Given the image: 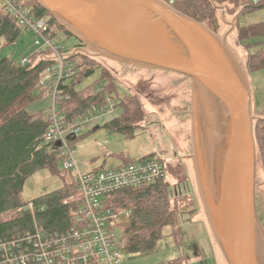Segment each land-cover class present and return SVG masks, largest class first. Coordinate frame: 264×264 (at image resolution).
<instances>
[{"label":"trees","instance_id":"16d2710c","mask_svg":"<svg viewBox=\"0 0 264 264\" xmlns=\"http://www.w3.org/2000/svg\"><path fill=\"white\" fill-rule=\"evenodd\" d=\"M17 1L28 7L32 6L33 14L38 18H48L54 35L61 38L63 43L74 38L36 0ZM255 1L237 0V6L241 5L243 9L239 20L244 15L264 8V0H258L257 3ZM173 8L212 28L210 23L216 13L212 1L178 0ZM22 31L11 15L0 14V48L2 43L8 45L16 42ZM237 38L239 44L246 50H256V53L248 56L246 60L248 74L264 69V22L243 26L238 21ZM76 41L77 48L85 47L79 40ZM71 59L76 63L79 72L61 87L65 91V98L58 105L61 115L65 116L68 124L85 118L93 107L104 106L109 98L117 96L120 92L115 75L100 62L109 60L93 58L79 52ZM44 69L45 62L33 61L23 65L21 59L10 57L0 59V244L14 237L23 238L27 233L35 235V221L48 234L63 233L72 225V208L65 201L77 195L74 178L64 187L30 201L36 206L35 214L22 210L29 203L21 199L27 179L43 168L58 173L60 171L57 168L58 161L63 159L62 150L45 140L51 123L50 107L33 114L28 112L30 104L41 97V94L34 96V92L38 89L37 85ZM97 71L99 79L82 88L79 87ZM118 108L121 116L104 126L129 138L135 137L143 126L146 115L140 99L135 95L123 94ZM254 137L264 172V120L254 122ZM153 158L164 164V160L156 154L140 160ZM133 162L129 161L123 165ZM165 166L167 177L170 165ZM166 177L154 184L144 185L137 190H124L111 197L115 209L131 212L130 219L123 228L125 252L131 254L153 252L168 227L171 228V235L176 242L182 239L177 220L179 199L173 202L170 198L171 183Z\"/></svg>","mask_w":264,"mask_h":264},{"label":"rangeland","instance_id":"374dc122","mask_svg":"<svg viewBox=\"0 0 264 264\" xmlns=\"http://www.w3.org/2000/svg\"><path fill=\"white\" fill-rule=\"evenodd\" d=\"M214 3L216 13L210 23L218 26L220 36L228 34V43L237 52L245 64L248 56L256 50L248 51L239 44L237 22L241 25L264 22V8L239 18L243 9L237 6V0H210ZM243 1V0H241ZM222 9V10H221ZM231 24V25H230ZM31 31L20 32L16 42L2 43L0 59L10 57L21 59L33 50ZM69 50H75L76 39L65 41ZM116 77L118 87L123 94L137 96L145 111V120L135 137L112 131L104 125L121 116L118 109L110 111L91 121L81 122L78 139L71 141L74 161L81 174L112 169L129 161L156 154L170 165L166 180L171 183L169 195L172 201H178L177 220L182 232V239L176 242L171 235V228L164 230L156 248L148 254H131L123 250V228L119 224L113 231L116 243L122 254L123 264H226L213 236L201 205L193 162L192 129L190 117L191 88L187 79L173 73L130 68L127 65L110 61H100ZM252 89L253 114L264 120V69L248 74ZM99 79L98 71L85 79L80 88ZM41 94L28 107L29 113H36L53 104V97L36 89L34 96ZM260 120V119H259ZM257 206L261 223L264 226V172L261 156L257 149ZM58 173L49 168L38 170L30 176L23 187L21 199L30 202L64 187L73 177L58 161ZM173 206V205H172ZM215 250L216 261H215ZM217 247V248H216ZM217 262V263H216Z\"/></svg>","mask_w":264,"mask_h":264},{"label":"water","instance_id":"95a60500","mask_svg":"<svg viewBox=\"0 0 264 264\" xmlns=\"http://www.w3.org/2000/svg\"><path fill=\"white\" fill-rule=\"evenodd\" d=\"M47 12L79 40L85 47L83 53L93 58H103L130 68L162 71L180 75L187 79L191 88L190 117L192 129V153L197 191L213 239L226 264H244L237 259V252L228 235L230 228H224L216 215L209 196V185L204 179V170L197 158L202 137V119L208 115V94L211 86H225L212 80L220 78L223 68L234 73L242 89L241 102L238 93L230 97L231 123L226 125L228 135L238 133V108L243 112L244 133L247 139L248 171L243 175L240 186L232 187V219L236 231L242 223L248 229L247 243L252 247V236L256 235L259 252L264 253V226L257 209V151L254 137V122L262 120L253 114V98L250 80L245 64L228 43V34L220 36L218 26L210 28L185 14L176 11L159 0H36ZM231 25V24H230ZM222 62V63H221ZM228 86L232 85L230 79ZM215 90V94L217 95ZM203 112V113H202ZM207 112V113H206ZM206 113V114H205ZM74 138L68 137L72 141ZM56 148L61 143L55 144ZM238 184V183H237ZM247 203L239 202V188L244 187ZM245 212V214H244ZM253 249V248H252ZM257 252V248H256ZM261 254H256V261Z\"/></svg>","mask_w":264,"mask_h":264},{"label":"built area","instance_id":"2783aa9c","mask_svg":"<svg viewBox=\"0 0 264 264\" xmlns=\"http://www.w3.org/2000/svg\"><path fill=\"white\" fill-rule=\"evenodd\" d=\"M159 1L172 8L178 2ZM33 11L32 6H25L17 0H0V14L11 15L23 30L34 33L33 50L21 58V63L45 62L37 85L40 92H47L53 97L51 123L45 140L53 145L61 143L59 149L63 152V165L74 178L77 195L65 201L72 208L69 230L48 234L35 221V235L27 233L23 238L14 237L0 244V264H123L113 231L119 224L125 225L129 221L131 212L115 209L111 197L165 178L166 166L153 158L84 175L80 173L68 137L73 140L78 138L81 122L118 109L123 93L109 98L104 106L93 107L85 118L66 123L58 106L65 98V91L61 87L78 75L79 68L71 58L80 52V48L68 50L61 38L54 35L48 18H38ZM22 210L35 214L36 206L29 202Z\"/></svg>","mask_w":264,"mask_h":264},{"label":"bare ground","instance_id":"6f19581e","mask_svg":"<svg viewBox=\"0 0 264 264\" xmlns=\"http://www.w3.org/2000/svg\"><path fill=\"white\" fill-rule=\"evenodd\" d=\"M222 63V62H221ZM223 68L218 72L220 78L212 80V83H224L225 86H211L213 92L208 98V115L202 119V137L200 136V147L197 158L204 170V179L209 185V196L213 205V210L218 217L225 214L226 217L221 219L224 228H230L231 234L228 239L237 252V259L243 260L244 264H264V253L259 252L261 247L258 244L256 235L252 236V247L247 243L248 229L245 222L242 223V229L236 231L235 223L232 219V187L240 186L243 175L248 171L247 163V139L244 133L243 112L238 108L236 112L239 116L238 133L235 137L226 133L225 127L231 123L228 114L232 113V102L230 97L238 93V101L241 102L242 89L238 84L234 73L227 71L222 63ZM232 85L229 84V80ZM217 91V95L215 94ZM203 113V112H202ZM207 113V112H206ZM205 113V114H206ZM238 183V184H237ZM239 202L243 206L247 203L245 194V185L239 189ZM245 214V212H244ZM253 248V249H252ZM257 248V252H256ZM261 254L260 259L256 261V254Z\"/></svg>","mask_w":264,"mask_h":264},{"label":"crops","instance_id":"0c3cea01","mask_svg":"<svg viewBox=\"0 0 264 264\" xmlns=\"http://www.w3.org/2000/svg\"><path fill=\"white\" fill-rule=\"evenodd\" d=\"M213 241H214V240H213ZM213 245H214V243H213ZM216 248H217V247H216ZM214 251H215L214 254H215V261H216V253H217L216 251H217V249L215 250V245H214ZM216 263H217V262H216Z\"/></svg>","mask_w":264,"mask_h":264},{"label":"flooded vegetation","instance_id":"af4514ba","mask_svg":"<svg viewBox=\"0 0 264 264\" xmlns=\"http://www.w3.org/2000/svg\"><path fill=\"white\" fill-rule=\"evenodd\" d=\"M192 145V144H191ZM257 209H258V206H257Z\"/></svg>","mask_w":264,"mask_h":264}]
</instances>
